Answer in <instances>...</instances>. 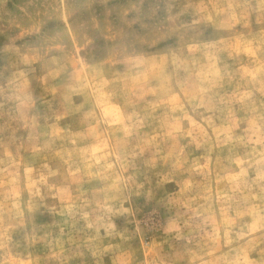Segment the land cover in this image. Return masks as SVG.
<instances>
[{
	"label": "rangeland",
	"instance_id": "1",
	"mask_svg": "<svg viewBox=\"0 0 264 264\" xmlns=\"http://www.w3.org/2000/svg\"><path fill=\"white\" fill-rule=\"evenodd\" d=\"M0 264H264V0H0Z\"/></svg>",
	"mask_w": 264,
	"mask_h": 264
}]
</instances>
